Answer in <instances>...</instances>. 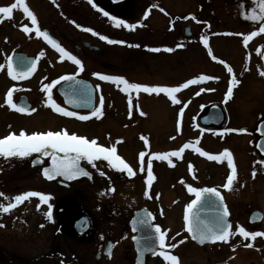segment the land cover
I'll use <instances>...</instances> for the list:
<instances>
[{"label": "flooded vegetation", "instance_id": "af4514ba", "mask_svg": "<svg viewBox=\"0 0 264 264\" xmlns=\"http://www.w3.org/2000/svg\"><path fill=\"white\" fill-rule=\"evenodd\" d=\"M176 1L179 0L174 1L177 7L178 3ZM233 1L237 11L229 15L227 14L228 12L225 11L226 0H195L194 4H196L198 12H194L195 14L192 13L185 15V19H189L190 22L187 23L188 25L184 30L181 28V26L180 28L176 27L183 24L177 22V19H184V15H180V12L175 17H169V19H171L169 24H163L164 29H162V32H167L169 34V44H171L173 41L176 46L178 41L189 42L191 40V42L197 41L199 43H203L201 40L202 36H207L208 43H210L212 39L217 36L223 37L222 39L227 38L238 41L236 46L238 47V55H240L241 61H243L242 70L238 68L236 69L233 63L228 61H233L231 57H228L226 60L221 57V54L218 55L216 50H209V47H211L209 44H200L201 46L203 45L202 47H204L206 58L222 70V75L204 73L203 75L214 77V79L200 81L198 80V77L191 78L197 79V83L189 85L188 88H191L194 90V92H196L199 87L208 86L212 83H216L217 81H220L222 84L225 82V86L222 95V101L220 103L218 101L216 102L211 100V102H209L207 98L208 94L204 92L201 95L195 94L196 96L194 99L196 100L191 99L184 101L186 105H194L197 102H203L206 104L203 109L196 110L197 114L191 115V121L189 124L187 119L184 117L187 115V113L182 115L183 122L179 123V126H183L186 131L189 129L192 132L199 133L198 135L200 138L192 143V147H187V152H192L194 157L198 160L199 156L201 157V160L206 159V156L204 157L203 155H199V153H196V151L193 152V150H195L193 148L199 147L198 142L204 139L205 135L209 134L214 137L224 138V125H240V123H247L249 111L247 108H244V105H246V101H244V97L242 96V92L244 90L247 89L244 93L245 98L249 100L247 104L251 103L253 99L258 101L260 97L264 96V76L260 75V72L264 71V33H259L257 36L253 37L250 41H248L247 45L244 43V36L254 30L258 31L260 27V23H253L250 18L246 19L244 13L247 12L251 14V10L253 8L259 11V9L264 5H261L259 0H255V2L254 0ZM14 2L15 0L12 1V3ZM30 2L31 0H26L30 10L33 11ZM146 2L147 0H145L143 3V11L137 13V21L135 22V19L133 23L136 24L137 27L134 29H128L123 26H114V22L110 20L109 17H105L102 12L98 11L100 8L97 7L95 0V7L93 6V3H89V0H84V2L83 0H74L71 5L65 7L63 6V10H66V17L63 20L62 25L65 27L64 29L69 31L75 30L77 32L76 36L68 35L67 32L61 33L59 30L57 33H54L51 31V29L45 27L42 29V31L47 29L50 34L59 41L61 46L70 51L73 55L77 56L82 61L83 70H81L79 66L74 64L67 57L61 58L60 53L45 40V43H42L39 48V51L43 54L41 55L42 57L28 54V50L32 49L33 47L31 41L34 31L30 25V18L27 17L21 7L18 6L17 9L13 11L11 18L0 16V31L3 29H8L6 27H9L11 30L19 29L20 31L22 30L26 38V43L19 44V49L13 54H9L7 49H5L9 48V45L6 43L8 36L4 38V46H1L4 48L2 50H4V52L6 51L7 53L0 57V73L2 71L6 73L5 78L0 76V138H3L12 132L19 134V129H24L26 134H31L34 132H46L49 130L60 131L66 130V128H68V133L72 132L73 134L86 137L90 140L93 139V116L91 115V111L93 110V101L92 104L90 103L91 94L93 96V62L105 65L107 68V75H120L125 77L123 75L126 73L123 69L124 66H133L134 68L144 66L147 51L152 53L157 52V55L162 51L160 47H156L154 42H152V39H150V36L155 35L156 33L152 32L153 30L150 27L148 29L145 28V13L148 11V9V16L151 15V17H154L155 13V16L158 17L157 10L152 13L150 12V8L146 9ZM12 3L0 5V7L10 6ZM57 3L58 2H56V4ZM85 3L90 7L91 11L85 6ZM58 6H60L59 3ZM92 14L97 15V23H101L100 26H102L94 28L95 31L101 33V31L107 27L103 35H107L114 40L126 41L125 44H115L117 47L126 46L128 43L129 46L125 50L120 49L115 51V48L113 47L114 44H108L107 42L99 39L98 36H94L91 33L83 31L80 27L76 26L81 25L83 27L86 24L87 16L91 17ZM192 16H195L196 19L193 20L191 18ZM224 17L226 20L232 19L233 26H223L210 29L208 27L209 23L201 21L211 19L218 21L219 25H221L222 23H220V20H223ZM129 18L134 19V16L131 15ZM73 21H75V23H73ZM176 23L177 25H175ZM194 24L199 25V28L193 32ZM202 24H206V26L204 27ZM24 26H28L30 31L27 33L23 31ZM167 33L162 34H165L164 36H166ZM121 34L125 36L127 35L128 37L121 39V37H118ZM93 41L94 43L96 42L97 44H100V46L94 45ZM103 44H106V47L101 49ZM148 45L151 47L146 50ZM188 47L189 46L186 48ZM155 48L160 49V51H152V49ZM100 50H103V54L108 58L111 57L112 59H108L106 61L93 60V52L99 53ZM16 54H24L27 58H34L36 66L34 70L28 75L14 80L8 75L7 63L8 58ZM50 56L54 58V61L49 58ZM213 57H215V59H213ZM217 58L219 60H217ZM221 61L224 63H221ZM56 64H60L64 67L66 65L70 66L74 71L73 73L69 74H58L57 76L53 77L54 81L59 80L61 76L71 75L75 77V80H81L83 82L84 85H81L83 87L82 91L84 90L85 92L83 93L85 97H80L78 104L86 108L82 110H73L67 107L64 102V98L57 92L58 85L64 83L65 81H60V83L57 84L56 92L52 91L54 89L53 86L51 90L52 99L61 107H64L69 111L77 112L78 116H89V119L80 120L78 116L67 117L57 112L55 109L49 106L51 101H48V93L44 90L41 92L38 91L40 92L38 93L40 96H36V98H34L32 93L34 90L32 80L35 73H37L40 68H45V70L51 68L55 70L53 68L54 66L52 65ZM228 67L232 68V73L228 72ZM55 72L57 71L55 70ZM233 74H235L236 79L239 80L238 84L231 83ZM96 77L99 79L98 76ZM99 81L102 80L99 79ZM105 82L108 84L111 83L112 87L115 85L112 82ZM170 82L173 83L170 85V87H176L177 77L173 76L172 79H170ZM257 83H261L262 86L258 87ZM253 84L254 87L252 90H250L249 86ZM230 86L233 89V95L231 97H226L225 93ZM11 89H16L13 92L14 103L18 104L19 106L35 108L36 111L31 113H22L11 108L7 104V92ZM95 89L97 99V88L95 87ZM161 94L163 95L158 96L164 98L165 101H167L168 95L165 93H160V95ZM174 95L177 97L176 102H173L171 98V102H169L171 105L170 109H172L173 112L176 110V103L179 100L178 93H175ZM96 99L95 107H97L99 102ZM232 104H235L233 107L236 108L231 109L230 106H232ZM91 106L92 108L90 109L89 107ZM213 106L220 108L218 112H220V114L223 116L222 124L218 126L214 124L211 126L203 125L201 118L207 115L209 109ZM242 111L243 113L241 114ZM212 120L216 121L214 118ZM217 120L219 121L218 118ZM40 121L47 123L46 126L40 129L34 127ZM251 122L252 120H249V124ZM262 122H264V113L258 112L249 127L245 126L241 128L246 129V131H228V134L235 132L237 135L240 132L244 136L254 137V154L257 155L258 158L264 160V156L261 155L257 150V145L262 138V135L258 132L259 125ZM76 126L85 128L88 133L84 134L81 131L78 132V128ZM30 127L34 128L31 129ZM229 129L237 128L235 126H231L228 128V130ZM111 135L110 136L114 139L115 134L111 133ZM122 142L123 141L121 140V144ZM109 147H116L117 154L124 160L126 159L124 158L123 152L121 151V146L116 145L115 140L113 144L109 145ZM155 148L156 147L149 148L154 151L152 160H149L147 156L144 157V171H141L140 160L137 161V163H133L131 162V159H126L127 161L125 162L128 163L133 169L134 175L132 176H129L126 172H121L114 168H111V177H107L106 175L102 176L101 174L99 176L100 170L96 169V165L93 167L92 164H89L86 160H82L81 166L84 167L85 170L91 174V176H83L82 178L73 182H68L63 177H58L57 179L53 180H48L44 177L42 174V169L45 167H50L51 164V158L48 156H41L38 153H33L27 157H11L8 159L0 157V164L4 165L3 167H0V192H3L6 197H11L10 195L13 194V192L10 191V187L14 183L23 185L24 181L26 184V190H32V175L35 170L37 171L38 179L42 181L40 186L41 192L49 194V188L47 186L52 185L53 187H56L54 189H56L58 195L57 199L51 198L47 202H41L37 198V201L40 202L37 203L39 205V208L37 209H33V205L28 203L25 205V209L22 212L18 211V208L21 206V204L15 209L11 210L9 213H3L0 211V225H3L0 226V264H110L117 258L122 264H136V260L141 257L139 254V249L140 251H145L144 249L147 247L155 245V242L145 243L142 239L146 233V224H140L139 221L141 220L131 224L132 218L139 210L142 209H145L152 217L150 226L151 228L149 230V235L151 238L153 239L155 235L154 226L159 225L161 230L166 233V245H173L174 236L169 235L170 232L168 229H163L162 225L159 223V218H163V211L172 208L174 203L178 201L179 203H176L178 204V207L184 209L182 210L183 213L186 212L187 206L192 202V200L196 199V195L194 192L189 191V186L193 187V183H191V177L187 173L186 175H178L172 171L176 164L180 162L179 158L170 157L169 159L171 160V164H169L168 159H155L154 154L164 153L162 150ZM172 148L175 147L172 146ZM172 151L175 150H168L165 153ZM60 155L63 154L61 153ZM232 157L234 163L235 157L233 154ZM98 160L100 163H108L102 158ZM149 161H151L152 172L154 176V179L150 185L147 183L146 174ZM210 161L218 163V166L225 165L231 169L226 158L222 161ZM35 162L40 164V166L33 167L32 164ZM14 165H19V169L24 170V173L20 172L14 173V175H9V170ZM99 177H103L104 180H109V183L107 182V187L103 186L104 184L102 178L101 181L103 185L98 183L97 179ZM195 184V187L199 185V183ZM16 187V189H19V185H16ZM110 187L114 188L115 191L109 192L108 189ZM173 192L177 194L176 199H174L175 202H169V198ZM101 193L104 194L101 195ZM138 198L142 199L140 203H136L132 206L129 203L133 209L131 208L128 210V212L132 213H128L129 215L127 214L128 216L126 215V217L123 219H117L118 216L116 212L118 207L121 206L120 202H133ZM223 198L225 199L224 195ZM31 199L32 198H30L28 201ZM145 199H148L147 202ZM0 202L6 203L7 201L4 197H0ZM50 202L53 203L51 206V219L45 215V213L49 211L48 205ZM255 210L257 209H254L253 211ZM68 215L74 216L73 218L78 220L80 223L77 225L76 222L74 223L72 220L67 221L66 217ZM156 216H158L157 219ZM183 221L184 224H182V226H185L183 227L185 228V234L187 236L186 239L188 238L190 240V235L187 231L188 224L186 223L185 219ZM238 235L239 234L237 233L233 236L237 239L236 241L247 240ZM255 239H249L251 244L255 242ZM157 250L159 251V249ZM174 250L172 247H167L165 249V251L171 253L172 255H176L179 258L178 262H180L182 257L180 255L179 257V253ZM109 252H111V255H109ZM146 255L147 264L153 261H158L156 262L157 264H170L169 261L164 260V258L158 254L153 255L151 252L147 251Z\"/></svg>", "mask_w": 264, "mask_h": 264}, {"label": "rangeland", "instance_id": "374dc122", "mask_svg": "<svg viewBox=\"0 0 264 264\" xmlns=\"http://www.w3.org/2000/svg\"><path fill=\"white\" fill-rule=\"evenodd\" d=\"M12 1L13 0H0V5L9 4L12 3ZM73 1L74 0H55V2H53V0H31L30 3L32 5L34 14L37 17V22L41 30L45 27L51 29V31L54 33H57L59 30L61 33L67 32L68 35L76 36L77 32L75 30H70V32L69 30L64 29L65 27L62 25L63 20L66 17V10L63 9L65 6L71 5ZM95 1L97 7L107 11L111 16H115L118 19H124V21L133 24L135 19V22L137 21V13L143 11L142 8L145 0H132L130 3L121 6H114L108 0ZM148 1L149 0L146 2V9L150 8V12L152 13L157 10L158 17L155 16V13L154 17L147 15L148 17H146L144 21L145 28L148 29L150 27L153 30L152 32L156 33L155 35H151L150 39H152L154 45L156 47H160L162 51L158 55L156 54L157 52L152 53L147 51L144 66L135 68L133 66H124L123 69L126 73L123 75L129 80L130 83L166 87H170V85L173 84L170 82V79H172L173 76H176V87H180V91L177 92L179 100L176 103V110L173 112L172 109H170L171 105L169 102H171V99L169 96L168 100L165 101L164 98L159 97L163 95H160V93L149 94L143 92L142 90L139 93L134 91L126 93L123 91L122 85L115 84L112 87L111 83L108 84L105 81H99V79L94 74H106L107 68L103 64L93 62V84L97 88L96 100L99 101L97 107L100 106L101 97H103L104 101L102 115L99 117L93 116V139H96L98 144L105 147H109V145L113 144L115 140L116 145L121 146V151L123 152L124 158L129 160L131 159V162L133 163H137V161H139L138 158L141 152H144L145 156H147L149 160H152L154 151L149 149L152 147H156L155 149H160L164 153L172 149L179 151L185 144H189L191 145L189 147H192V143L200 138L198 135L199 133L192 132L189 129L186 131L183 126H179V123L183 122L182 115L187 113V115L184 117L187 119L189 124L191 121V115L197 114L196 110L203 109L206 104L203 102H197L194 105H186L184 101L191 99L196 100L194 99L196 96L195 94L201 95L204 92L208 94L207 98L209 102L218 101L220 103L222 101V95L225 86V82L222 84L220 81H217L216 83H212L208 86L199 87L196 92H194V90L191 88L182 87V85L191 78L199 77L204 73L222 75V70L206 58L204 47H202L203 45H200L203 43H199L197 41L191 42V40L189 42L178 41L176 46L173 41L171 44H169V34L167 32H162V29H164L163 24H169L171 21L169 17H175L179 12L180 15H184V19H177L178 23L183 24L176 27L180 28L181 26V28L184 30L188 25L187 23L190 22L189 19H185V15L198 12L196 4H194L195 0L176 1L178 3L177 7L174 3L175 0ZM56 2H58L60 6H58V3L56 4ZM85 6L91 11L90 7L86 3ZM161 9H163V11H161ZM225 9L229 15L237 11L233 0H226ZM147 12H149V9ZM131 15L134 16V19L129 18ZM96 19V14H92L91 17L87 16L86 24L83 27H91L93 29L102 27L100 26L101 23H97ZM201 21L209 23L208 27L210 29L223 26H233V20H226L225 17L223 20H220V23H222L221 25H219L218 21L211 19ZM30 25L32 26L34 33L31 41L33 47L32 49L28 50V54L42 57L41 55L43 54L39 51V48L42 43H45V41L42 36H37L35 32V26L32 25V23H30ZM175 25H177V23ZM202 25L204 27L206 26V24ZM6 28L8 29H3L0 31V57H2L3 54H6L7 52L9 54H13L19 49V44L26 43V38L22 30H11L9 27ZM193 28L194 32L198 30L199 25L194 24ZM106 29L107 27H105V29L101 31L100 34L103 35ZM162 33H167V35L164 36L165 34L163 35ZM7 36L8 40L6 43L9 45V48H5L7 49V52H4V50H2L4 48L1 46H4V38ZM118 37L123 39L124 37L127 38L128 36L121 34ZM222 38L223 37L220 36L213 38L212 41L208 43L211 46L209 47V50H216V53H218V55L221 54V57L226 60L228 57H231L233 61H228L232 62L236 69L238 68L242 70L243 61H241L240 55H238V47L236 46L238 41L235 39ZM93 44L100 46V44H97L96 42L94 43V41ZM128 46L129 43L123 47H117L114 44L113 47L115 48L114 50L117 51L120 49L125 50ZM187 46H189V49L186 48ZM105 47L106 44H103L101 49ZM150 47L151 46L148 45L146 50ZM168 48H171V52L174 53L166 51ZM102 51L100 50L99 53L93 52V60L106 61L108 59H112L111 57L108 58L106 55H104ZM49 58L54 61L52 56ZM217 60L219 59L217 58ZM52 66H54L53 68L57 72L51 68H48L47 70H45V68H40L38 72L35 73L32 80L34 86L32 93L34 98H36V96H40L38 93L44 89V85L50 84L52 81H54V76H57L61 73L69 74L73 73L74 71L72 67L67 65L65 67L60 64ZM0 76L5 78L6 73L2 71ZM257 85L258 87L262 86L261 83H257ZM56 86L57 84L54 85L53 90L51 89L53 92H56ZM253 87L254 84L249 86L250 90H252ZM246 90L242 92V96L244 97V101H246L244 108H247L249 111L247 123H240V125L226 124V126L224 125L223 127L225 129L224 138L214 137L208 134L204 136V139L201 138L202 140L198 142V148L209 154L216 155L220 152L222 153L225 149L229 150L233 154L235 157L234 165L236 168V179L234 180L231 188H226L225 184L227 183V177L231 175L232 169H229L225 165L218 166L217 163L210 161L207 156L206 159L203 160H201V157L199 156L198 160L194 157L192 152H187L186 148L180 155L181 158L184 157L182 163H177L172 170L178 175H186L187 173L191 177V183H193L192 188H216L217 191L223 193L227 207L229 209V217L232 222V231L234 233L239 226L245 227V229L248 231L264 232V220L261 223L253 226L248 224L249 216L254 209L264 212V160L258 158V156L254 154V137L244 136L240 132L237 135L235 132L228 134L229 132L227 131L231 126H235L237 129H241L245 126L249 127L258 112L264 113V96L260 97L258 101L253 99L251 103L247 104L249 100L244 96ZM129 97H131L132 100L131 116L129 115ZM235 104H232L230 108H236L233 107ZM242 113L243 111L241 114ZM249 120H252L250 124ZM46 124L47 123L40 121L34 127L38 129L44 128ZM34 127L30 128L33 129ZM76 127L78 128V132L81 131L84 134L88 133L85 128L81 126ZM21 130L25 131L24 129H19V131ZM66 130H68V128H66ZM111 133L115 134L114 139L111 137L113 136ZM69 134L73 133L71 132ZM121 140L123 141L122 144ZM172 146L175 148H172ZM194 151L196 150H193V152ZM196 153L201 155L200 152L196 151ZM126 159L125 161H127ZM95 165L96 169L100 170L99 176L100 173L103 172L107 177H111V167L108 166V163L104 164L100 163L99 160H96ZM3 166L4 165L0 164V167ZM18 166L19 165H14L9 170V175H14V173L20 172L24 173V170L19 169ZM253 173H255V175H253ZM32 178V190L41 192L40 186L42 181L38 179L36 170L34 171ZM101 178L103 179L102 181L104 185L102 184ZM101 178L99 177L97 179L98 183L102 184L104 187H107L109 180H104L103 177ZM195 183H199V185L195 187ZM16 185H19V189H16ZM47 187L49 188V194L51 198L57 199V191L54 189L56 187H53L52 185H48ZM10 191L13 192V194L10 195L12 197L29 190H26V184L23 181V185L14 183L10 187ZM176 196L177 194L173 192L169 198V202H175L174 199H176ZM145 200L147 202L148 199ZM141 201L142 199L138 198L133 202H120L121 206L118 207L116 212L118 216L117 219H123L128 213H132L128 212V210L131 208L133 209L131 206L135 205L136 203L138 204ZM28 203L33 205V209L39 208L37 203L40 202L34 197L30 201L26 200L21 203L18 211H24L25 205ZM176 203H179V201L175 202L172 208L163 211V218H159V223L162 225L163 229L166 228L169 230V235L174 236L173 244L176 246L172 249H175L174 251L179 253L178 256L180 255L182 257L178 264H264V236H257L253 244L250 243V238H248L246 241H236L237 239L233 237L234 235L230 236L228 242L210 244L205 248H199L191 243L188 238L186 239L187 236L185 234V226H182V224H184L183 220L186 213H183L182 210L184 209L178 207V204ZM50 205L52 206L53 203L50 202ZM157 217L158 216H156V219ZM248 244H251L252 246L247 247L246 245ZM156 262L158 261H153L149 264H157ZM110 264L122 263L117 258Z\"/></svg>", "mask_w": 264, "mask_h": 264}, {"label": "snow or ice", "instance_id": "6c2138e0", "mask_svg": "<svg viewBox=\"0 0 264 264\" xmlns=\"http://www.w3.org/2000/svg\"><path fill=\"white\" fill-rule=\"evenodd\" d=\"M55 2V0H53ZM255 2V0H254ZM261 5H264V0H259ZM89 3H93L95 7L94 0H89ZM21 7L27 17L30 18L32 25L35 26V32L37 36H43L45 40L50 43L53 48H55L61 55V58L67 57L71 60L74 64L80 67L83 70L82 61L75 55H73L70 51L66 50L61 44L55 40L47 31H42L38 25L37 17L30 10L26 0H15L10 6L0 7V16L11 18L13 11L17 9V7ZM98 11L102 12L105 17H109L110 20L114 22V26L116 27H126L128 29H134L137 27L136 24L128 23L122 19H118L115 16H110L107 11L103 9H98ZM163 11V9H161ZM148 13H145V18L147 17ZM246 19H251L253 23H260V27L258 31L254 30L249 34L244 36V43L247 45L248 41H250L253 37L257 36L259 33H264V6H262L259 11L255 8L251 10V14L244 13ZM193 20L196 19L195 16L191 17ZM75 23V21H73ZM80 27L83 31L89 32L94 36H98L99 39L107 42L108 44H125L126 41L122 40H114L108 37L107 35H102L99 32L95 31L91 27L84 28L81 25H76ZM23 31L26 33L30 31L28 26H24ZM243 35V34H237ZM201 40L205 45L208 44L207 36H202ZM138 46V45H136ZM182 46V45H178ZM152 51H160V49L155 48ZM166 51L171 52L172 49L168 48ZM215 59V57H213ZM221 63H224L221 61ZM36 66V62L33 60L31 62H27L26 67L23 70H17L18 66L14 65L13 60L11 57L8 58L7 68H8V75L11 76L14 80L20 79L30 72L34 70ZM228 72L232 73L233 70L231 67H228ZM94 75L98 76L102 81L112 82L117 85H123V91L126 93L129 92H136L139 93L141 90L145 93H165L167 94L173 102H176L177 97L174 95L175 93L180 91V87H166V86H149L140 83H130L125 77L120 75H107V74H100L95 73ZM260 75L264 76V71L260 72ZM214 79V77L201 75L198 77L200 81H206ZM60 81H75V77L71 75H64L59 78V80L52 81L50 84L44 85V91L48 93V101H51V106L57 112L63 114L67 117H76L78 113L75 111H69L64 107H61L52 99L51 89L54 85L59 84ZM76 84L82 83V81H75ZM197 83V79H189L185 82L182 87L186 88L191 84ZM232 84H238L239 80L236 79L235 74H233ZM16 89H11L7 92V104L22 113H31L36 111L35 108H29L24 106H19L18 104L13 102V92ZM233 95V89L230 86L226 92V97H231ZM70 103L72 101H69ZM47 103V101H46ZM103 97L100 98V106L94 107L91 111L92 116L99 117L102 115V108H103ZM131 105L132 100L129 97V115L131 116ZM79 106V105H77ZM143 114V113H141ZM78 118L80 120H87L89 116L86 115H79ZM227 131H240L244 132L246 129H229ZM189 147L188 144H185L179 151H172L168 153H156L154 154L155 159L159 160H169V164H171L170 157H179L181 153L184 151L185 148ZM197 152H200L201 155L207 156L210 160L215 161H222L223 159H227L229 167L232 169L231 175L227 177V183L225 184L226 188H231L233 185L234 180L236 179V168L233 163V157L229 150L225 149L222 153L218 155H212L207 152L202 151L200 148L195 149ZM33 153H38L41 156H48L51 158V166L45 167L42 169V174L48 180H52L56 177H63L67 180H72L74 178H78L80 176H88L90 177L91 174L85 170L84 167L81 166V161L86 160L89 164H92L95 167V161L98 159H103L104 161L108 162V166L119 170L121 172H126L129 176L134 175L133 169L129 166L125 160L117 154L116 147H105L103 145L98 144L96 139H88L86 137L77 135V134H69L67 130H60V131H46V132H34L31 134H26L25 131L21 130L19 134L14 132L9 133L8 135L0 138V157L5 159L11 157H27ZM63 155H60V154ZM144 157L145 153L141 152L139 154V160L141 163V171H144ZM104 175L103 172L100 173ZM147 183L150 185L152 180L154 179L153 172H152V164L151 161L148 162L147 170ZM255 175V173H253ZM109 192L115 191L114 188L110 187L108 189ZM189 191L194 192L196 195V199L192 200V202L187 206L186 214H185V221H187L188 227L187 231L192 235V239L198 241L200 244H204L205 242H228L230 236L235 234H239L244 239L252 238L253 240L257 236H264V232H255V231H248L243 226H239L234 233L232 231V225L227 221V217L229 215V211L226 205L223 204V198L220 192L217 191L216 188H205V189H196L189 186ZM104 193H101L103 195ZM204 194H212L217 197L220 201L221 207H219L216 211V219L213 223L209 224L206 221H201L199 216L193 212V209H197V206L200 205L201 200ZM0 197H4L7 201L6 203L0 202V211L3 213H9L11 210L18 207L21 203L30 198H38L41 202H47L51 199L50 194H45L40 191L29 190L23 193L17 194L12 197H6L3 192H0ZM39 207V205H38ZM49 211L45 213V215L51 219L52 212H51V205H48ZM198 211V209H197ZM150 215V214H149ZM195 219L196 223L193 222ZM140 224H147L146 220L139 221ZM3 226V225H0ZM43 226V225H41ZM155 231V245L147 247L144 249L145 251L151 252L153 255H160L164 258V260L169 261L170 264H178V257L176 255H172L171 253L165 251L167 247L174 248L176 245H166V233L161 230L159 225L154 226ZM247 247H251V244L246 245ZM159 249V251L157 250ZM111 255V252H109Z\"/></svg>", "mask_w": 264, "mask_h": 264}, {"label": "water", "instance_id": "95a60500", "mask_svg": "<svg viewBox=\"0 0 264 264\" xmlns=\"http://www.w3.org/2000/svg\"><path fill=\"white\" fill-rule=\"evenodd\" d=\"M109 1L113 5L119 6V5H122L124 3H128L130 0H109ZM44 31H47L49 33L48 30H44ZM12 60H13L14 65L18 66L17 70L19 71V70H23L26 67L27 62H31L34 59L32 57L27 58L24 54H16L12 58ZM263 62H264V57H263ZM75 81H81V80H75ZM75 81H65L64 83L60 84L58 89H57V92L60 96H62L64 98V102L69 108L74 109V110H82V109H85L86 107L79 105L78 101H79L80 97L81 98L85 97L83 95V93H85V92H84V90L82 91L83 87L81 85V84H83V82L80 84H76ZM69 101H72V102L70 103ZM92 101H93V108H94L95 107V88H94V86H93V96L91 94V100H90L91 104H92ZM77 105H79V106H77ZM89 108L91 109L92 106ZM218 110H220V108H218L216 106L211 107L209 109L208 114L201 118L202 124L206 125V126H211L213 124L218 126V125L222 124L223 116H222V114H220V112H218ZM213 118L216 119V121H213L212 120ZM217 118L219 119V121L217 120ZM258 132H259V134L262 135V138L257 145V150L261 155L264 156V122H262L259 125ZM51 163H52V161H51ZM32 166L36 167V166H40V164L35 162L34 164H32ZM50 166H51V164H50ZM82 177L83 176H80V177L74 178L72 180H67L65 178L64 179L68 182H73V181L78 180ZM57 178L58 177H56L54 179H57ZM223 204L226 205L224 200H223ZM219 207H221V205H220V201L217 197H215L212 194H204L200 205L197 206L198 211H197V209H193V212L199 216L201 221H206L209 224H211L216 219V211ZM73 217L74 216L68 215L66 217V220L67 221L72 220V221H74V223L76 222V224L78 225L80 222ZM226 219L230 223L229 215ZM262 219H263L262 213L259 211H254L249 217V224L259 223L262 221ZM138 220H146L148 222L146 224V233L142 237L144 242L145 243H154L155 242V239H154L155 235H154L153 239L149 235V230L151 228L150 226H151V222H152L151 215H149V213L145 209L139 210L135 214V216L132 218L131 224L136 223ZM193 222L196 223L195 219H193ZM190 238L199 247H203L209 243H212V242H205L204 244H200L198 241L192 239L191 234H190ZM139 254L141 257L136 260V264H147V259H146L147 258L146 257L147 251H140V249H139Z\"/></svg>", "mask_w": 264, "mask_h": 264}]
</instances>
